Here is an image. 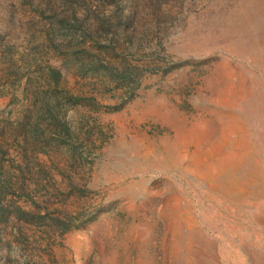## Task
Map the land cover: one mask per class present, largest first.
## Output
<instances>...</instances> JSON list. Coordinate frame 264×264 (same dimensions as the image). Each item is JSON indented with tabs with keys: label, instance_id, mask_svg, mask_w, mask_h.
<instances>
[{
	"label": "rangeland",
	"instance_id": "obj_1",
	"mask_svg": "<svg viewBox=\"0 0 264 264\" xmlns=\"http://www.w3.org/2000/svg\"><path fill=\"white\" fill-rule=\"evenodd\" d=\"M178 201L264 264V0H0V264H177Z\"/></svg>",
	"mask_w": 264,
	"mask_h": 264
},
{
	"label": "bare ground",
	"instance_id": "obj_2",
	"mask_svg": "<svg viewBox=\"0 0 264 264\" xmlns=\"http://www.w3.org/2000/svg\"><path fill=\"white\" fill-rule=\"evenodd\" d=\"M202 156H204V155H202ZM227 156L229 158H226L225 160L222 157L223 167H224L223 170L224 171L225 170L227 171V168L224 165L229 166V164L232 163L233 160H234V157H233L232 153L230 155L228 154ZM204 159H202V160H204ZM234 163H237V160ZM195 171H196L197 175L200 178L201 177H203V178L207 177L208 178L210 176L215 178V176L218 175L219 168H217L215 166H210V164H209L203 170H200V168L197 166V169ZM246 181L248 182V179H246L245 181H241L240 183L237 182L236 184L237 185L239 184L238 188L239 189H241V188L244 189L245 188L244 184L247 183ZM168 209H170L169 210L170 214L162 212V213H160V219H161V221H163L165 229H167L168 232L171 233L172 235L176 236L175 239L173 240L172 244H171V247H172L173 251L169 247V249L172 251L171 255L173 257V260L176 261L177 264L180 262V260H183L182 264H191L192 261L194 263L204 264V261H203L204 259L202 258V256L200 254H198V253H197L198 254V256H197L195 254V252L192 250L191 247H188V249L186 248L187 255H182L183 251L185 252V250L181 249V247L183 246V241L187 243L186 245H188L189 243L192 242V240H195V237L202 236L200 234V231H199L200 230V226H198L196 224L197 222H195L194 218H191V216L190 217L188 216L190 214V212H191L190 208L183 206V204H181V202L178 201L176 204L171 205V208H168ZM257 219H258V217H257ZM185 228L190 230L191 235H189V238H187V240H182L181 239L183 237L182 231ZM168 232H167V234H168ZM204 238L202 239V241H206Z\"/></svg>",
	"mask_w": 264,
	"mask_h": 264
}]
</instances>
